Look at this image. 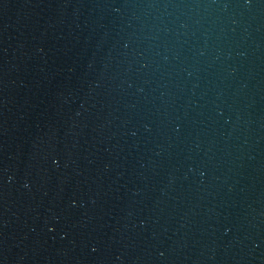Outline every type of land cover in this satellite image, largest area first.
Masks as SVG:
<instances>
[{
	"label": "water",
	"instance_id": "95a60500",
	"mask_svg": "<svg viewBox=\"0 0 264 264\" xmlns=\"http://www.w3.org/2000/svg\"><path fill=\"white\" fill-rule=\"evenodd\" d=\"M255 264H264V0H122Z\"/></svg>",
	"mask_w": 264,
	"mask_h": 264
}]
</instances>
